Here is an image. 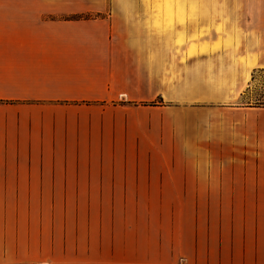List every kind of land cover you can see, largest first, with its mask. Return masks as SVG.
Instances as JSON below:
<instances>
[{
	"label": "crops",
	"instance_id": "0c3cea01",
	"mask_svg": "<svg viewBox=\"0 0 264 264\" xmlns=\"http://www.w3.org/2000/svg\"><path fill=\"white\" fill-rule=\"evenodd\" d=\"M117 4L0 0V264L261 259L223 198L264 195V40L231 18L204 50Z\"/></svg>",
	"mask_w": 264,
	"mask_h": 264
},
{
	"label": "rangeland",
	"instance_id": "374dc122",
	"mask_svg": "<svg viewBox=\"0 0 264 264\" xmlns=\"http://www.w3.org/2000/svg\"><path fill=\"white\" fill-rule=\"evenodd\" d=\"M117 2L116 8L120 13H133L137 17L149 15V18L152 15L154 24L166 25L170 22L172 25L190 26L198 31L196 38L193 39L196 40L201 37L204 40L201 47L204 50H207L211 43L210 29L216 22L218 24L215 31L218 35L216 41L212 43V47L217 50L220 48L222 23H228L231 18L243 19L229 23L244 25V33L241 31L239 33L245 38L246 43L249 40L251 44L258 46L260 40H264V0H117ZM163 8L166 17L169 18L163 15ZM181 13L183 15L177 17ZM172 31L173 28L170 32H165L166 44L171 43L173 39ZM180 34L179 41H183V32ZM261 46V53H264V44ZM245 103L258 107L264 104V70L254 75L250 87L246 89ZM261 175L264 178V171ZM223 199L225 203L239 208V214L230 213V218L239 215L240 221L241 216H244V219L246 217L247 220L251 221L250 224L255 223V230L259 226L261 239L264 240V195ZM240 210L245 211L241 213ZM185 263L186 261L183 259L176 262V264ZM225 263L264 264V254L258 260L256 258L251 260L239 255L237 259H230Z\"/></svg>",
	"mask_w": 264,
	"mask_h": 264
},
{
	"label": "trees",
	"instance_id": "16d2710c",
	"mask_svg": "<svg viewBox=\"0 0 264 264\" xmlns=\"http://www.w3.org/2000/svg\"><path fill=\"white\" fill-rule=\"evenodd\" d=\"M93 17H98V15H97V16H91V15H80V16L74 17V18H72V19H74V20H81V19H91V18H93Z\"/></svg>",
	"mask_w": 264,
	"mask_h": 264
}]
</instances>
